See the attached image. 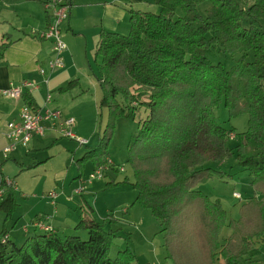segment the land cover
I'll use <instances>...</instances> for the list:
<instances>
[{
	"label": "trees",
	"instance_id": "1",
	"mask_svg": "<svg viewBox=\"0 0 264 264\" xmlns=\"http://www.w3.org/2000/svg\"><path fill=\"white\" fill-rule=\"evenodd\" d=\"M64 2L70 5L71 0ZM153 2L158 13L129 9L126 35L100 31L97 79L109 130L76 163L88 160L103 167L114 121L133 118L144 105L148 113L127 143V161L136 201L161 226L165 258L170 264H252L264 243V0ZM203 2L209 3L204 16L196 8ZM244 17L247 26L241 23ZM10 42L3 35L0 56ZM215 46L241 58L225 69L210 60ZM249 52L252 59L244 61ZM220 104L228 117L246 114V130L221 126L215 116ZM227 140L234 146L228 147ZM231 156L250 175L255 194L240 203L236 219L227 218L219 200L196 188L224 175L208 162ZM5 180L0 170V211L9 216L17 201ZM106 223L89 206L74 226L87 230L86 239L46 228L16 245L4 240L2 229L0 264H137L127 248L109 256L116 233ZM225 227L230 233L223 236Z\"/></svg>",
	"mask_w": 264,
	"mask_h": 264
},
{
	"label": "crops",
	"instance_id": "2",
	"mask_svg": "<svg viewBox=\"0 0 264 264\" xmlns=\"http://www.w3.org/2000/svg\"><path fill=\"white\" fill-rule=\"evenodd\" d=\"M35 2H42L44 6ZM45 4L46 0H0V42L3 35L12 40L0 56V89L18 85L22 81L31 83L19 98L13 99L0 94V170L4 179L12 182L11 187L18 194L17 203L19 206L22 205L20 212L29 217L34 215L32 219L43 217L45 222H48L47 226L56 232V227L65 226L61 225L64 220L60 225L56 224L54 216L63 213V219L68 215H77L79 218L84 210L99 199L97 194L96 199L92 201V193L96 191L95 189H99L101 181L85 183V191L79 194L59 193L54 203L47 195L52 190L56 191L58 186L65 190L66 184L71 187L84 179L82 173L85 169L76 171L72 165L77 164L74 156L78 151L75 148L76 137L90 136L82 127V119L86 116L82 110L83 99L71 97L67 104V97L64 95L74 88H78L81 93L85 92L83 88L86 85L96 86L87 71L97 70L96 63L94 62L93 65L90 61V55L93 53V58L96 60L95 50L100 31L117 33L128 31L129 9L145 11L152 7L154 2L153 0H71L70 5H67V17L59 27L60 38L66 46L59 55L62 65L54 68L49 66V61L55 57L52 49L53 40L42 39L37 35L53 20L52 11L46 8ZM26 97L32 108L58 109L64 117H74L71 126L74 138L63 136L57 124L44 122L41 124L42 134L32 135L26 145L16 144L13 150L4 155L3 149L9 143L8 123L18 120L20 109L27 104ZM95 103L96 100H93L94 106ZM82 140L85 143L78 144L86 147L90 143ZM55 155L61 158L57 162H53ZM95 168L96 166L92 167ZM2 215L3 212L0 211V220ZM0 224L4 226L2 221ZM20 230L25 233L22 228ZM19 232H8V239L12 233ZM156 257L155 255L145 258L141 253L134 254L137 264H168L161 257ZM252 261V264H264V243L255 250Z\"/></svg>",
	"mask_w": 264,
	"mask_h": 264
},
{
	"label": "rangeland",
	"instance_id": "3",
	"mask_svg": "<svg viewBox=\"0 0 264 264\" xmlns=\"http://www.w3.org/2000/svg\"><path fill=\"white\" fill-rule=\"evenodd\" d=\"M35 3L39 5L42 4V2ZM42 5L44 6V3ZM208 6V2H203L198 4L196 8L197 11L204 16L205 9ZM44 11L45 10L43 9V15H45ZM145 11L158 13L159 8L157 5L153 4L152 7L147 8ZM179 14V10H177L176 15ZM241 23L243 26L248 25L246 17L241 19ZM127 33L128 31L118 32V34L121 35H126ZM213 50L214 55L211 56L210 60L213 63L220 62L225 69L230 68L241 58V54L236 53L234 55H230L224 53L218 46H215ZM93 57L94 54L91 53L90 61L93 65L96 63L97 68V63L99 61L98 56H96V60H94ZM243 59L244 61H250L252 59V54L249 52ZM87 73L88 76L95 81V87L92 85H86L83 88L85 92L81 93L78 88H74L67 91L64 95L67 97V104L69 103V98L71 97L83 99L82 110L87 116H84L82 119V127L83 130L90 136H87L86 138L76 137L75 142L77 145L75 148L76 151H78L74 154L75 159H79L85 150L96 146L99 142V137L104 134V131L109 130L107 128L109 123L108 110L106 106L100 105L102 90L97 79V70L96 72L89 70ZM86 81H88V79H86ZM93 100H96L95 106L92 104ZM29 107L31 109H36L31 106ZM147 113L148 111L145 106L140 105L138 106L137 111H135L133 118H117L113 123V129L106 145V163L103 164V167H96L95 169H92L94 163L88 160L81 161L78 166L73 163L72 165L76 171L77 169H85L84 173H82L84 174V179L80 180V183L77 185L74 184L71 187L66 184L67 187L65 190H62L61 186H58L56 191H52H55L56 197L59 193H66L68 195L79 194L85 191V183H92V181L97 182L98 180H101L99 189H95L96 191H93L92 193V201L93 199H96L98 194V203L96 202L95 205L91 202V208L94 217L99 222H103L104 219H107L108 223H106L105 228H111L116 233V237L110 245L109 256L113 258L116 256L118 250L127 248L132 254H135V252L141 253L145 258L156 255L157 257H161L165 263L170 264V262L165 258L166 253L163 248L164 237L163 233L160 232L161 226L152 216L150 211L143 208L139 202L136 201L137 192L135 187L132 185L134 175L129 162L127 161V143L131 137L138 133V121L144 119ZM215 116L217 122L226 129L233 127L234 132L246 130L248 120L246 114L228 117L226 108L220 104L215 108ZM91 125L93 126L91 127ZM82 139L90 142L88 146L86 145L85 147L80 145L85 143L79 142ZM262 140L264 141V131L262 133ZM234 144L235 141H226V145L228 147H232ZM58 159L61 158H57L56 155L55 157L53 156V162H57ZM82 162L84 164L81 165ZM207 166L224 172V175L221 177L214 175L207 180L199 182L196 188L202 191L211 200H219L221 206L226 211L227 218H238L240 203L243 202L245 198L255 195L250 186V175L246 170H242L235 158L232 156L222 162H208ZM97 168L102 169L101 177H96L90 180V174H94ZM233 192L238 193L240 198H234ZM15 195L17 201L18 194ZM56 197L48 198L52 203H54ZM76 198L79 199L78 196H76ZM18 204L19 203H17V205ZM21 207L22 205L15 206L9 216H6V214L3 213L0 220V222L2 221L4 223V226L0 224V230H6L4 240L7 239L16 245H20L31 235L43 233L46 228L52 229L47 226L48 222H45V219L41 216L37 219H32L34 215L31 217L27 215L25 216V214L20 212L22 209ZM95 207H97V209H95ZM63 216V213L54 216L56 224L60 225V223L64 220V223H61L62 226H65L64 228H55L57 234L60 236L74 234L78 235L81 239L87 238L86 229L74 228L79 221L77 215H68L65 219H63ZM20 228H22L25 233L21 232ZM15 230L20 232L18 234L12 233L11 237L8 239L7 233L11 231L16 232ZM229 233L230 229L225 227L223 228L221 235L224 236Z\"/></svg>",
	"mask_w": 264,
	"mask_h": 264
},
{
	"label": "built area",
	"instance_id": "4",
	"mask_svg": "<svg viewBox=\"0 0 264 264\" xmlns=\"http://www.w3.org/2000/svg\"><path fill=\"white\" fill-rule=\"evenodd\" d=\"M46 8L52 11V23L43 31L37 33L39 38L51 39L53 40V52L55 57L49 61V66L51 68L60 67L62 61L60 58V53L66 48L65 43L60 38V24L67 17V5L64 0H50L45 4ZM29 81H22L20 84L11 86L6 89H0V94L10 98H19L22 95L23 89L30 86ZM52 122L53 125L58 126L59 132L69 138H74L71 130V126L74 123L72 117H64L60 110L50 109L48 107L31 109L27 104L22 106L19 111L18 120H12L8 123V133L9 143L3 149V154L13 150L16 144L26 145L32 135L42 134L43 127L42 123ZM231 137V135H230ZM84 143L83 140L79 141ZM102 169L97 168L94 174H90V180L93 178L101 177ZM6 184L11 186L12 182L5 180ZM79 191V190H77ZM2 193V190L1 192ZM50 198L56 197L55 191H50L47 194ZM233 197L240 198V195L233 192Z\"/></svg>",
	"mask_w": 264,
	"mask_h": 264
}]
</instances>
